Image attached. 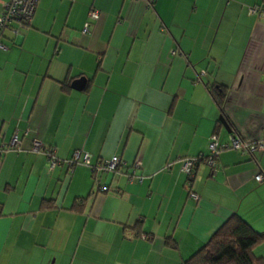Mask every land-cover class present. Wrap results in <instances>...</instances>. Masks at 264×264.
<instances>
[{"label": "crops", "instance_id": "crops-1", "mask_svg": "<svg viewBox=\"0 0 264 264\" xmlns=\"http://www.w3.org/2000/svg\"><path fill=\"white\" fill-rule=\"evenodd\" d=\"M257 2L38 0L30 26L5 31L0 142L15 137L20 149L0 158V264H179L232 213L264 231V149L199 163L197 199L181 169L217 123L221 140L264 134V18L248 11ZM213 83L227 88L223 109ZM76 151L125 166L95 177L65 163ZM135 159L141 182L128 179ZM254 252L264 257V242Z\"/></svg>", "mask_w": 264, "mask_h": 264}, {"label": "built area", "instance_id": "built-area-1", "mask_svg": "<svg viewBox=\"0 0 264 264\" xmlns=\"http://www.w3.org/2000/svg\"><path fill=\"white\" fill-rule=\"evenodd\" d=\"M147 1V0H146ZM148 2V1H147ZM37 0H7L4 2V7L0 12V49L6 47V45L2 42L1 36L7 28H11L14 33L17 32L18 29L23 26H27L30 24ZM248 11L250 13H254L259 17L264 18V0H258L257 3L250 5L248 7ZM96 9H91L89 11V17L96 18L98 13ZM16 24V26H12ZM89 22L85 24L82 31L87 32ZM227 148H234L239 151L247 152L249 154H256L264 149V134L258 139H246L238 134L232 132L228 135L227 141L221 140L217 133H213L209 137L208 142V152H201L196 155L184 156L181 158V169L187 173V187L189 189V196L197 199L198 193L194 190H191L192 179L194 177L195 169L199 163H205L212 167H217L218 165V155L219 153ZM19 150V140L15 137L11 141L0 142V158L3 154L8 150ZM33 150L42 149L40 141L34 139L32 144ZM47 156L50 160V166H53L58 161H61L57 158L54 153V149L50 148L46 151ZM81 152L76 151L70 159L65 160V163L69 165L72 169L74 165L81 163L84 165H90L91 171L93 175L97 177L98 173H111V172H119L120 166H125V161L121 159L119 155H113L108 159H103L98 161L96 164L90 163V157L87 152L82 153V157L80 158ZM140 159H135L131 172L128 173V179L130 181L136 180L141 182L144 178V175L136 173L135 168L140 166ZM168 166V165H167ZM255 178L258 181L263 179L262 173H257ZM96 179V178H95ZM97 187L100 190H107V185H99L97 183Z\"/></svg>", "mask_w": 264, "mask_h": 264}, {"label": "trees", "instance_id": "trees-1", "mask_svg": "<svg viewBox=\"0 0 264 264\" xmlns=\"http://www.w3.org/2000/svg\"><path fill=\"white\" fill-rule=\"evenodd\" d=\"M5 1H7V0H5ZM144 1H146V0H144ZM147 1L146 2L149 5H152L154 0H147ZM36 5H37V3H36ZM3 7H4V3L2 4L1 10L3 9ZM35 9H36V7H35ZM1 10H0V12H1ZM34 12H35V10H34ZM33 15H34V13H33ZM88 17H89V14H88ZM32 18H33V16H32ZM31 21H32V19H31ZM87 22H89V21H87ZM30 24H31V22H30ZM30 24L27 26H23L20 29H25L28 26H30ZM85 24H84V26H85ZM88 28H89V26H88ZM20 29H18L17 32ZM6 30H12V29L9 27ZM5 31L1 36L2 42H3V38L5 37ZM202 72L204 73V72H206V70H203ZM203 73H200V74H203ZM197 79H200L199 74L196 77V80ZM61 83L66 84V83H64V81H62ZM209 91H210L211 95L213 96V98L215 99V102L217 103V105L221 109H223L224 100H225V97L227 94V88L223 85L213 83L209 86ZM217 128H218V123L215 127L214 133L217 132L216 131ZM234 133L238 134L237 132H234ZM238 135L241 136L240 134H238ZM243 138H245V137H243ZM225 141H227V140H225ZM227 149H234V148H227ZM206 152H208V149ZM240 152H243V151H240ZM243 153L247 154V152H243ZM250 155H252V154H250ZM218 157H219V155H218ZM212 168H214V167H212ZM185 174L187 175V173H185ZM97 177H98V174H97ZM187 178H188V175H187ZM97 180H98V178H97ZM97 180L95 179V186H97V183H96V182H98ZM108 189H109V187H108ZM78 209L80 210L81 207H78ZM0 212H1V207H0ZM263 242H264V231L255 230L239 214L232 213L229 216V218H227L212 233V235L209 237V239L205 243H203L190 256L183 259L179 264H264V257L260 256V255H256L254 252V248L258 244L263 243Z\"/></svg>", "mask_w": 264, "mask_h": 264}, {"label": "water", "instance_id": "water-1", "mask_svg": "<svg viewBox=\"0 0 264 264\" xmlns=\"http://www.w3.org/2000/svg\"><path fill=\"white\" fill-rule=\"evenodd\" d=\"M83 80L84 79H78L76 82H74V84L72 86L79 89L81 87V84L83 86V83H84Z\"/></svg>", "mask_w": 264, "mask_h": 264}]
</instances>
